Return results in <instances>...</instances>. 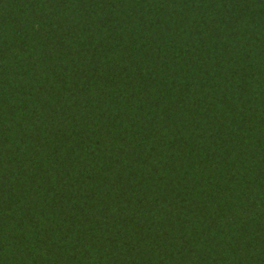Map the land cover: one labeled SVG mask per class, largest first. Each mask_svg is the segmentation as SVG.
I'll list each match as a JSON object with an SVG mask.
<instances>
[{
	"label": "trees",
	"instance_id": "trees-1",
	"mask_svg": "<svg viewBox=\"0 0 264 264\" xmlns=\"http://www.w3.org/2000/svg\"><path fill=\"white\" fill-rule=\"evenodd\" d=\"M0 264H264V0H0Z\"/></svg>",
	"mask_w": 264,
	"mask_h": 264
}]
</instances>
